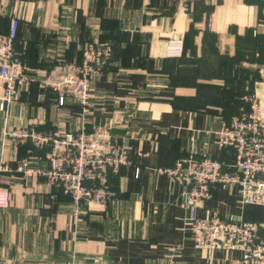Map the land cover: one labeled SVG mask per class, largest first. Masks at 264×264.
<instances>
[{
  "label": "crops",
  "instance_id": "crops-1",
  "mask_svg": "<svg viewBox=\"0 0 264 264\" xmlns=\"http://www.w3.org/2000/svg\"><path fill=\"white\" fill-rule=\"evenodd\" d=\"M20 17L16 52L37 81L0 102V260L16 264H229L241 250L200 249L195 219L264 222V207L237 188L217 185L189 207L185 185L168 170L180 158L234 162L221 134L251 107H264V0H0V34ZM184 40L182 54L168 44ZM111 43L105 73L91 86L89 111L43 85L83 61L89 44ZM33 126L69 132L106 126L131 162L110 176L118 196L107 207L85 205L52 186L50 147L22 145L8 131ZM41 172L25 175L19 162Z\"/></svg>",
  "mask_w": 264,
  "mask_h": 264
},
{
  "label": "built area",
  "instance_id": "built-area-1",
  "mask_svg": "<svg viewBox=\"0 0 264 264\" xmlns=\"http://www.w3.org/2000/svg\"><path fill=\"white\" fill-rule=\"evenodd\" d=\"M20 17L13 16L8 34H0V102H11L22 90H30L37 81L16 52V40ZM182 38L168 44L170 55H181ZM113 54L111 43L89 44L84 49L81 63L69 66L58 76L50 77L44 86L57 91L61 105L68 97L76 100L82 113L89 111L92 83L105 73ZM250 110L236 118L231 126H225L221 134V146L235 148L231 164L209 157L180 158L168 170L172 177L185 185L184 198L191 208L199 207L211 196L217 185L238 189L242 201L264 207V107L257 95L249 97ZM8 136L19 144H33L37 149L50 147V168L43 173L52 186H60L71 198L73 215L81 219L84 206L107 207L117 196L110 176L130 164L131 153L119 142L106 126L94 131L81 128L69 132H43L33 126L14 125ZM27 158L19 162L18 171L36 175L28 168ZM0 171H10L6 163ZM195 245L200 249L241 250L243 255L229 264H264V222L227 220L214 215L195 219L191 225ZM0 264H16L8 259ZM72 264H81L74 260ZM95 264H108L107 262Z\"/></svg>",
  "mask_w": 264,
  "mask_h": 264
},
{
  "label": "trees",
  "instance_id": "trees-1",
  "mask_svg": "<svg viewBox=\"0 0 264 264\" xmlns=\"http://www.w3.org/2000/svg\"><path fill=\"white\" fill-rule=\"evenodd\" d=\"M85 49V48H84ZM83 58H84V50H83ZM81 63V62H80ZM247 112V111H246ZM245 113V112H244ZM241 116V115H240Z\"/></svg>",
  "mask_w": 264,
  "mask_h": 264
}]
</instances>
